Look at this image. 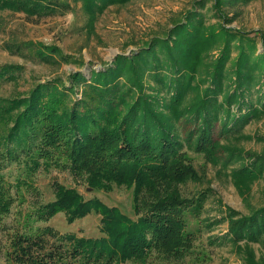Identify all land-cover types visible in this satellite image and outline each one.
<instances>
[{
  "label": "rangeland",
  "instance_id": "1",
  "mask_svg": "<svg viewBox=\"0 0 264 264\" xmlns=\"http://www.w3.org/2000/svg\"><path fill=\"white\" fill-rule=\"evenodd\" d=\"M52 1L57 11L42 17L0 10V106L26 97L35 84L47 80L59 78L68 86L72 73L89 77L92 69H103L169 28L193 2L127 0L101 7L94 0ZM225 12L232 19L228 24L202 10L206 25L220 22L264 42V0ZM263 42H258L259 51ZM44 47L66 60L58 55L41 59L38 52ZM217 52L210 48L208 58ZM195 94L190 91L170 113L175 125L183 121ZM19 110L0 112V153ZM251 110L240 111L238 115L247 113L246 119L204 143L186 135L180 140L168 175L174 177L175 194L167 200L163 198L170 190L158 194L140 177L114 181L105 153L100 154L101 165L92 163L94 151L83 163L68 159L71 147L61 141L35 147L19 162L9 160L0 172V264H92L77 252L101 249L98 241L106 237L101 215L97 209L81 214L80 206L78 214L73 207L54 208L56 202L67 201L76 206L99 203L98 208L133 220L158 204L171 208L178 203L164 210L166 220H175L176 234L164 225L145 237L144 247L118 262L104 256L101 264H264V233L256 241H236L232 233L238 220L264 206V106ZM31 159L38 161L29 167Z\"/></svg>",
  "mask_w": 264,
  "mask_h": 264
},
{
  "label": "trees",
  "instance_id": "2",
  "mask_svg": "<svg viewBox=\"0 0 264 264\" xmlns=\"http://www.w3.org/2000/svg\"><path fill=\"white\" fill-rule=\"evenodd\" d=\"M94 1L104 7L127 0ZM251 1L193 0L171 20L169 28L161 29L129 54L118 55L103 69H92L89 77L80 71L72 73L68 86L59 78L47 80L35 84L26 97L0 106V112L20 108L6 149L0 153V172L9 160L19 162L31 149L61 141L71 147L66 156L76 163H83L85 155L94 151L97 155L91 161L101 165L100 154L105 153L108 158L104 163L114 181H138L140 177L158 194L160 189L170 190L163 199L174 197V177L168 175L180 140L186 135L204 143L246 119L247 113L238 115L240 111L253 112L264 106L263 40L220 22L206 25L202 13L212 12L214 19L228 24L232 19L225 11ZM0 10L42 17L52 15L57 6L52 0H0ZM259 41L263 42L261 51ZM213 47L218 52L215 58H208L207 51ZM38 54L43 60L52 55L66 60L50 48L44 47ZM190 91L198 93L196 99L187 106L183 121L175 125L168 117ZM37 161L31 159L28 166ZM69 199L74 200L73 196ZM72 204L56 202L54 208L73 207L72 213L78 214L80 206L84 208L81 214L97 209L101 215L106 235L98 241L101 249L95 254L77 252L85 260L91 258L92 264H101L99 258L104 256L118 262L131 255L160 227L171 225L172 234H176L175 220H166L164 210L178 203H172L171 208L158 204L136 220L114 209L98 208L99 203ZM235 224L232 233L236 241H256L264 233V206Z\"/></svg>",
  "mask_w": 264,
  "mask_h": 264
}]
</instances>
